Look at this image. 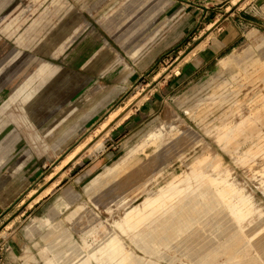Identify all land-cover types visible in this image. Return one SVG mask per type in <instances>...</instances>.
Returning a JSON list of instances; mask_svg holds the SVG:
<instances>
[{
    "label": "rangeland",
    "instance_id": "rangeland-1",
    "mask_svg": "<svg viewBox=\"0 0 264 264\" xmlns=\"http://www.w3.org/2000/svg\"><path fill=\"white\" fill-rule=\"evenodd\" d=\"M195 4L252 23L171 89L217 38L207 20L178 36L187 15L172 10ZM210 174L231 185L200 229L213 260L182 236L144 237L154 212L122 221L163 183L180 178L182 198ZM238 201L228 226L251 242L264 234V0H0V264H228L210 221Z\"/></svg>",
    "mask_w": 264,
    "mask_h": 264
},
{
    "label": "bare ground",
    "instance_id": "bare-ground-1",
    "mask_svg": "<svg viewBox=\"0 0 264 264\" xmlns=\"http://www.w3.org/2000/svg\"><path fill=\"white\" fill-rule=\"evenodd\" d=\"M197 46L194 48H197ZM174 71L178 72V67ZM144 96V94L141 95L136 100V103H139ZM225 125L231 126L226 123ZM193 167L197 168V165L195 164ZM202 175V168L198 167L195 171V178L198 179ZM178 179L180 178L172 179L160 185V188L158 187L159 189L154 194L145 197L142 206L129 209L122 217V221L135 225L154 212L157 215L150 220L144 237L147 239H159L163 242L182 236L185 244L189 247L190 253L201 254L205 258L213 260L218 249L213 247L212 239L201 233L200 229L208 226V222L204 220L206 212L217 205L218 201L223 198L224 193L229 191L231 185L223 183L225 180L222 181L215 174H210L206 181L199 182L197 190L190 192L188 195H183L182 198L185 199H182L181 196L185 189L178 186L179 184L176 182ZM218 183L221 187H217ZM174 199L178 202L174 203ZM246 211L245 201L234 202L230 204L227 212H216L215 216L218 219L210 221L211 223L214 222L218 229L222 227L223 232L228 233L225 234L226 237L223 242V252L229 260L228 264H264V234L249 242L244 237L245 232L244 234L240 233L239 228L234 229L228 226L229 222L226 216H234L233 218L239 221L244 218V212ZM224 217L225 222H222ZM233 218L231 219L233 220ZM112 241L113 238L108 242ZM251 247L253 252L250 254Z\"/></svg>",
    "mask_w": 264,
    "mask_h": 264
},
{
    "label": "crops",
    "instance_id": "crops-1",
    "mask_svg": "<svg viewBox=\"0 0 264 264\" xmlns=\"http://www.w3.org/2000/svg\"><path fill=\"white\" fill-rule=\"evenodd\" d=\"M195 5H197L195 6L196 11L193 12L183 11L184 7L181 8L174 7V9L172 10V12L174 11L173 14L177 15V16L174 15L173 16L177 19L183 16V14H185V16L187 15L186 16L187 23L181 26L182 32L178 33V36H181V34L184 32L185 27L188 26V24L190 25L191 23H193V25L195 26V25H199L201 22H203V20H207L210 21L209 23L214 26L213 29H218L217 38H215V41L213 43L214 47H210V54L206 55V53H202L197 55V52H195L192 54L193 57H190L189 59H187L189 55L186 56V59H184V63L181 66V68H179V71L174 73V75H170L171 78L168 80L169 82L168 87H170L171 89L182 85L184 82L187 81V79H189L194 74L197 68L199 69L207 61H211L213 58L217 57L222 50L233 46L236 43L237 39L240 38L241 31L243 30V26L252 23V19L247 17L246 14L243 13L242 15V13L240 12H237L236 14L233 10L231 14L232 16L234 14L235 15L234 17H232V22H230V24L226 26L225 24H223V20L225 18L222 21L217 22L218 19H220L219 17L222 16L217 12L215 13V8L201 4L199 5L195 4ZM173 6L174 5H170L169 7V5L166 4L164 10H170ZM194 12H196V16H193ZM142 104L143 103H141V105Z\"/></svg>",
    "mask_w": 264,
    "mask_h": 264
},
{
    "label": "trees",
    "instance_id": "trees-1",
    "mask_svg": "<svg viewBox=\"0 0 264 264\" xmlns=\"http://www.w3.org/2000/svg\"><path fill=\"white\" fill-rule=\"evenodd\" d=\"M247 17H249L248 15H246ZM250 18V17H249Z\"/></svg>",
    "mask_w": 264,
    "mask_h": 264
}]
</instances>
